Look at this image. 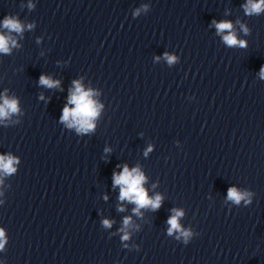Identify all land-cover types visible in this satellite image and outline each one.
Listing matches in <instances>:
<instances>
[{
  "label": "clouds",
  "instance_id": "obj_1",
  "mask_svg": "<svg viewBox=\"0 0 264 264\" xmlns=\"http://www.w3.org/2000/svg\"><path fill=\"white\" fill-rule=\"evenodd\" d=\"M29 7H32L29 5ZM246 15H259L264 12V0H247V3L243 5ZM146 8V6H145ZM140 9H137L134 15H139ZM213 24L217 30V34L222 35L223 41L229 47L239 46L245 47L246 42L238 40L233 29V24L230 21H213ZM3 27L8 30L9 34L0 33V53H9L10 45L16 46V40L11 35L12 32L22 33L24 31V25L13 16H6L3 21ZM29 29L33 25H27ZM242 30L247 34L248 29L241 25ZM167 62L171 65L176 61L175 56L168 55L165 53L164 57ZM261 77L264 78V67L261 68ZM39 83L43 86L53 88L59 85V81L52 80L50 77L41 75ZM75 85L74 90L71 92L68 98V104L74 105V107H68L67 105L63 108L61 121L66 123L67 127H75L78 133H87L94 129L93 121L99 114V109L102 107L98 105L93 99L94 93L91 90H84L79 81L73 82ZM19 112L18 101L15 98H9L5 95L0 103V122L10 118L11 115ZM151 151V148L148 149ZM147 154V153H145ZM19 163V159L12 155H0V172L5 175H11L16 172V165ZM144 174L139 168H133L129 170L127 165L124 166L123 170L117 174L113 173V184L114 186H120V200H127L129 203H133L136 207L133 212L137 215L140 214L141 208L150 207L152 210H157L161 206L162 197L156 195L154 198H150L147 191L143 187L145 182ZM3 181L0 180V183ZM249 196V193L242 192L235 187L228 189L227 198L236 204H239L241 200H244ZM120 208V211H123ZM173 215L168 219L169 225L168 234L172 235L174 232L178 233L177 239L181 237L184 242L187 243L189 238L192 236L191 231L185 230L179 223V219L184 215L182 210L173 209ZM111 221L104 220L103 224L105 227H111ZM124 227L121 231L124 233L122 239L127 240L129 234L126 231L131 227V217H125ZM7 243L5 231L0 228V250L4 249V245Z\"/></svg>",
  "mask_w": 264,
  "mask_h": 264
}]
</instances>
